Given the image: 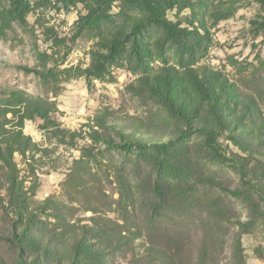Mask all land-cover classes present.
Segmentation results:
<instances>
[{
    "label": "rangeland",
    "instance_id": "1",
    "mask_svg": "<svg viewBox=\"0 0 264 264\" xmlns=\"http://www.w3.org/2000/svg\"><path fill=\"white\" fill-rule=\"evenodd\" d=\"M199 67L234 124L213 145L211 106L185 119L163 84ZM13 88L55 108L0 160V264H264V0H6ZM105 108L163 147L96 140Z\"/></svg>",
    "mask_w": 264,
    "mask_h": 264
},
{
    "label": "trees",
    "instance_id": "2",
    "mask_svg": "<svg viewBox=\"0 0 264 264\" xmlns=\"http://www.w3.org/2000/svg\"><path fill=\"white\" fill-rule=\"evenodd\" d=\"M4 1L6 0H0V6ZM233 4L235 5V3ZM147 6L151 11L153 20L161 26L167 27V23L160 18L159 9L149 2ZM196 72L198 73L196 78L185 72L182 76L171 75L164 80L163 84L166 87L168 98L174 103V108L185 119L198 114L207 105L208 107L211 106V119L204 126L198 128L203 129L211 145H213L218 128L233 133L234 124L226 109L220 108L216 103V91H219L220 88L217 85H209L205 79L202 80L205 76L202 67L196 69ZM230 97L233 99L232 96ZM229 106L226 105L230 108ZM54 108V104L44 97L27 94L18 88L10 89L7 96H0V160L7 162L8 166L12 167L14 162L12 159H8L9 156L12 157L15 152L25 154L26 150L34 151L36 144L28 135L23 133V122L25 119H35L36 117L50 120L49 114L54 111ZM16 118L20 119L18 124L13 127L10 126V123H13ZM95 120L100 125V129L94 131L92 136L110 147L127 150H145L149 146L163 147V141L144 137L145 134L141 133L144 125L138 118L130 117V121L125 123L123 119L115 118L110 110L105 108L97 112ZM25 237L24 234L23 238L25 239Z\"/></svg>",
    "mask_w": 264,
    "mask_h": 264
}]
</instances>
